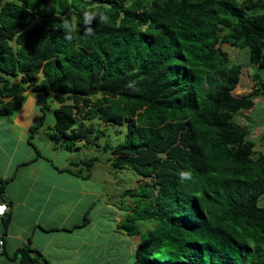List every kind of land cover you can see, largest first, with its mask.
Masks as SVG:
<instances>
[{
  "label": "trees",
  "instance_id": "obj_1",
  "mask_svg": "<svg viewBox=\"0 0 264 264\" xmlns=\"http://www.w3.org/2000/svg\"><path fill=\"white\" fill-rule=\"evenodd\" d=\"M224 44L256 66L248 93H234L243 65ZM263 72L264 0H0V115L28 89L44 93L58 104L49 138L71 152L106 137L101 123L126 125L101 147L140 176L122 191L132 200L120 226L140 237L134 264H264V150L234 119L264 97ZM9 223L0 218V255Z\"/></svg>",
  "mask_w": 264,
  "mask_h": 264
},
{
  "label": "crops",
  "instance_id": "obj_2",
  "mask_svg": "<svg viewBox=\"0 0 264 264\" xmlns=\"http://www.w3.org/2000/svg\"><path fill=\"white\" fill-rule=\"evenodd\" d=\"M29 92L17 113L0 116V178L6 181L2 196L10 215L0 264H21L23 246L40 252L48 264H134L140 238L120 226L118 211L127 207L118 206L115 197L122 191L110 195L97 188L71 151L49 132L43 138L46 127L31 131L44 113L43 99Z\"/></svg>",
  "mask_w": 264,
  "mask_h": 264
},
{
  "label": "rangeland",
  "instance_id": "obj_3",
  "mask_svg": "<svg viewBox=\"0 0 264 264\" xmlns=\"http://www.w3.org/2000/svg\"><path fill=\"white\" fill-rule=\"evenodd\" d=\"M224 49L228 51L229 55L231 56L232 60L239 62L243 65L241 78L238 86L236 89H234V93L236 95H241L244 93H248L250 89L253 86V78L252 74L257 70L256 66L247 65L248 63V50L246 49H239L235 47H231L228 44L223 45ZM264 75V72L263 74ZM30 94H33L36 98L38 97L40 100L43 99V104L45 101L49 105H51V109L49 108H41L43 112H46V118H45V124H43V127H46V134H43V138H47L48 132H51L49 128H47L48 125H52L54 123V108L58 106L57 102L52 99H47L46 95L42 92L33 91L32 89H28ZM256 102H258L256 108H253L252 110H241L234 114V119L237 123L241 125H250L251 132L248 135L249 139L252 140L255 143V148L257 150H264V100L262 98L255 97ZM260 99V101H259ZM1 116V115H0ZM9 116V115H6ZM106 128V137L96 139L90 144H86L84 146H81L83 150L80 151H74L72 152L75 157V160H79L81 167L84 168L83 172L86 171V164L94 162L91 166V175L93 179L96 181L97 188L104 187L105 190H107L110 195L116 194L117 190L123 191L124 189L128 187H135L137 185V180L140 179V176L137 175V173L132 170L131 168H124V169H118L113 167L107 160L108 157L111 155L109 150H104V143L107 141H111L112 143L120 142L124 140L125 133H126V125H119L114 123H108L103 124ZM122 131V133H121ZM36 144L42 147V141L39 139H35ZM101 147V148H100ZM112 156V155H111ZM91 158H95L96 160H93ZM119 186V187H118ZM106 191V192H107ZM112 191V192H111ZM116 204L118 206L124 205V207L131 206V198L130 197H124L122 195H117L115 197ZM134 200V199H133ZM261 203H264V198L261 199ZM141 207L147 205V203L142 202L139 203ZM119 210V208H116ZM117 210V211H118ZM98 212V211H97ZM100 214V211L98 212ZM118 213H121L123 216V220L125 221L126 213L127 211L122 209L119 210ZM139 226L141 231H146L148 228H151L153 226L152 223L141 221L139 222ZM139 237V236H138ZM140 238V237H139Z\"/></svg>",
  "mask_w": 264,
  "mask_h": 264
},
{
  "label": "built area",
  "instance_id": "obj_4",
  "mask_svg": "<svg viewBox=\"0 0 264 264\" xmlns=\"http://www.w3.org/2000/svg\"><path fill=\"white\" fill-rule=\"evenodd\" d=\"M0 205H6L7 208L6 210L3 212V214H0V218L3 217L5 214H7L8 210H9V205L6 201L0 200ZM3 246H4V237H3V233H1L0 231V253L3 252Z\"/></svg>",
  "mask_w": 264,
  "mask_h": 264
},
{
  "label": "clouds",
  "instance_id": "obj_5",
  "mask_svg": "<svg viewBox=\"0 0 264 264\" xmlns=\"http://www.w3.org/2000/svg\"><path fill=\"white\" fill-rule=\"evenodd\" d=\"M85 15L88 16L87 13ZM103 18L104 17H102V19ZM180 175L183 178V177H185L187 175V173L181 172ZM6 208H7L6 205H0V214H3V212L6 210Z\"/></svg>",
  "mask_w": 264,
  "mask_h": 264
}]
</instances>
